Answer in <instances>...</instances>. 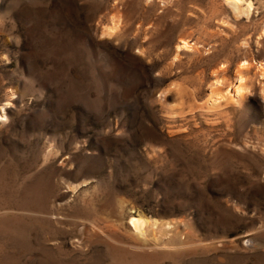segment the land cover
Here are the masks:
<instances>
[{
  "label": "rangeland",
  "instance_id": "rangeland-1",
  "mask_svg": "<svg viewBox=\"0 0 264 264\" xmlns=\"http://www.w3.org/2000/svg\"><path fill=\"white\" fill-rule=\"evenodd\" d=\"M263 88L264 0H0V264H264Z\"/></svg>",
  "mask_w": 264,
  "mask_h": 264
},
{
  "label": "bare ground",
  "instance_id": "bare-ground-1",
  "mask_svg": "<svg viewBox=\"0 0 264 264\" xmlns=\"http://www.w3.org/2000/svg\"><path fill=\"white\" fill-rule=\"evenodd\" d=\"M243 0H226V2H228L230 5H233V6H238V3H240V2H242ZM249 8H250V4H248V6H247V9L249 10ZM184 46V45H183ZM244 64L246 63V61L245 62H243ZM263 71V70H262ZM241 76V75H240ZM238 77V79H239V81H242V77ZM240 83V82H239ZM238 86H240V85H238ZM240 91H242V90H240V87H237V89H235V93H240ZM263 92H264V88H263ZM215 94H216V92H214ZM218 95V94H217ZM219 98V97H218ZM218 98H216L214 95L213 96H211V101H214V102H216V101H218ZM222 98V97H221ZM148 220V219H147ZM147 220H145V219H143V218H141V217H131V219H130V224H131V226L135 229V231H137L138 233H140V234H144L146 231H147V228L149 229V227H148V222H147ZM156 225V224H155ZM151 226V225H150Z\"/></svg>",
  "mask_w": 264,
  "mask_h": 264
}]
</instances>
